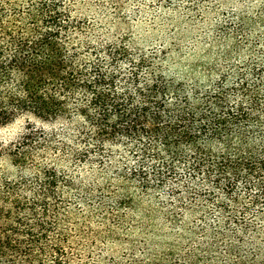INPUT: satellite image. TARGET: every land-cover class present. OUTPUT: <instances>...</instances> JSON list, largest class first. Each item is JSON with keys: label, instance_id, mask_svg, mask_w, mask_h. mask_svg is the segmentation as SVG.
<instances>
[{"label": "trees", "instance_id": "1", "mask_svg": "<svg viewBox=\"0 0 264 264\" xmlns=\"http://www.w3.org/2000/svg\"><path fill=\"white\" fill-rule=\"evenodd\" d=\"M89 5L0 0V124L60 126L0 147L18 171L0 170V264H264V30L180 78L164 54L110 31L119 18L77 13ZM93 164L116 183L81 191L62 167ZM129 191H167L155 199L173 225L192 217L191 248L154 261L86 254L85 214L135 206Z\"/></svg>", "mask_w": 264, "mask_h": 264}, {"label": "rangeland", "instance_id": "2", "mask_svg": "<svg viewBox=\"0 0 264 264\" xmlns=\"http://www.w3.org/2000/svg\"><path fill=\"white\" fill-rule=\"evenodd\" d=\"M88 8L77 12L88 21L94 18L115 19L109 30L129 35L135 45L146 51L164 54L163 67L170 76H198L200 66L221 60V54L236 38L254 37L264 30V0H86ZM223 34H228L225 39ZM161 54V55H162ZM232 55L242 56L237 49ZM195 73V74H193ZM179 78V79H180ZM28 126L44 132H58L60 126L21 116L0 124V147L13 148ZM7 150V149H6ZM81 191L103 184L104 178L116 183L111 170L97 165L80 166L74 170L62 166ZM73 169V170H72ZM0 170L14 177L18 171L0 157ZM29 171H22L26 176ZM67 191H77L68 189ZM135 196V206L121 207L112 216L93 211L85 214V229L89 232L86 254L104 262L146 259L154 261L164 255L177 254L188 243L186 227L192 217L186 214L182 225H173L163 215L167 191L142 193ZM111 204V203H110ZM81 207V205H78ZM162 211V212H161ZM195 216V215H194ZM184 225V226H183ZM191 242V238L189 239Z\"/></svg>", "mask_w": 264, "mask_h": 264}]
</instances>
